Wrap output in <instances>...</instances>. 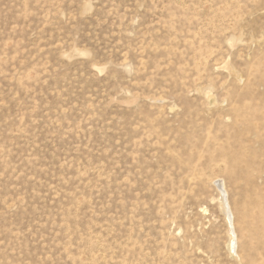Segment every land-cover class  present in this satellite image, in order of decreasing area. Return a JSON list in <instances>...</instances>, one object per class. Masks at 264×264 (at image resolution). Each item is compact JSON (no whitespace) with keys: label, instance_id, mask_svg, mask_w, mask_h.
Instances as JSON below:
<instances>
[{"label":"rangeland","instance_id":"374dc122","mask_svg":"<svg viewBox=\"0 0 264 264\" xmlns=\"http://www.w3.org/2000/svg\"><path fill=\"white\" fill-rule=\"evenodd\" d=\"M0 264H264V0H0Z\"/></svg>","mask_w":264,"mask_h":264}]
</instances>
